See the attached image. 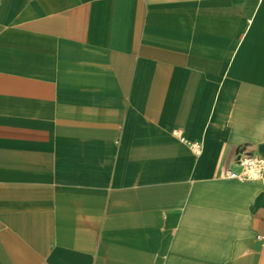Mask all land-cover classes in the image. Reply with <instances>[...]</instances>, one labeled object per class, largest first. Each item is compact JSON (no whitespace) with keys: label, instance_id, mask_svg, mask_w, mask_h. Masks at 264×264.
Here are the masks:
<instances>
[{"label":"crops","instance_id":"crops-1","mask_svg":"<svg viewBox=\"0 0 264 264\" xmlns=\"http://www.w3.org/2000/svg\"><path fill=\"white\" fill-rule=\"evenodd\" d=\"M241 152L264 0H0V264H264Z\"/></svg>","mask_w":264,"mask_h":264},{"label":"built area","instance_id":"built-area-1","mask_svg":"<svg viewBox=\"0 0 264 264\" xmlns=\"http://www.w3.org/2000/svg\"><path fill=\"white\" fill-rule=\"evenodd\" d=\"M194 149L199 152L200 144H194ZM237 169H226L222 177L224 179L240 182H252L261 179L264 174V157H259L248 152H241L235 161Z\"/></svg>","mask_w":264,"mask_h":264}]
</instances>
